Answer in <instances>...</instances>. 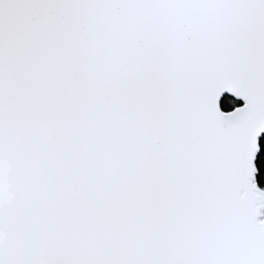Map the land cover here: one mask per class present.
Segmentation results:
<instances>
[{
  "label": "snow or ice",
  "instance_id": "obj_1",
  "mask_svg": "<svg viewBox=\"0 0 264 264\" xmlns=\"http://www.w3.org/2000/svg\"><path fill=\"white\" fill-rule=\"evenodd\" d=\"M0 264H264V0H0Z\"/></svg>",
  "mask_w": 264,
  "mask_h": 264
},
{
  "label": "water",
  "instance_id": "obj_2",
  "mask_svg": "<svg viewBox=\"0 0 264 264\" xmlns=\"http://www.w3.org/2000/svg\"><path fill=\"white\" fill-rule=\"evenodd\" d=\"M238 102L242 103V101H238Z\"/></svg>",
  "mask_w": 264,
  "mask_h": 264
},
{
  "label": "trees",
  "instance_id": "obj_3",
  "mask_svg": "<svg viewBox=\"0 0 264 264\" xmlns=\"http://www.w3.org/2000/svg\"><path fill=\"white\" fill-rule=\"evenodd\" d=\"M237 103H240V102H237Z\"/></svg>",
  "mask_w": 264,
  "mask_h": 264
}]
</instances>
